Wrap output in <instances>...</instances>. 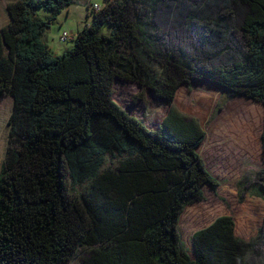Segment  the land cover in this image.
<instances>
[{
	"label": "trees",
	"instance_id": "1",
	"mask_svg": "<svg viewBox=\"0 0 264 264\" xmlns=\"http://www.w3.org/2000/svg\"><path fill=\"white\" fill-rule=\"evenodd\" d=\"M77 1L6 4L0 95L13 107L0 264H67L80 251L83 264H264L251 261L255 241L236 236L230 215L194 232L193 256L185 250L181 214L218 186L198 152L205 129L172 104L150 128L114 99L115 79L172 102L181 83L204 78L264 105V0L90 3L92 21L53 54L44 31ZM261 143L264 156V128ZM262 182L264 168L252 189L264 198Z\"/></svg>",
	"mask_w": 264,
	"mask_h": 264
},
{
	"label": "rangeland",
	"instance_id": "2",
	"mask_svg": "<svg viewBox=\"0 0 264 264\" xmlns=\"http://www.w3.org/2000/svg\"><path fill=\"white\" fill-rule=\"evenodd\" d=\"M8 1L12 0H0V29L9 21ZM104 1L107 0H78L58 14L42 36L53 54L60 55L69 50L77 32L92 21L87 5L98 3L102 6ZM36 12L43 19L50 15L44 9ZM240 20L241 17L235 18L234 24H239ZM64 32L67 39L61 40ZM192 33L189 30V34ZM239 35L238 30L235 36ZM182 40L194 42L195 38H176V42ZM114 99L150 128L157 126L172 104L182 114L198 119L205 129L198 152L208 171L217 179L218 186L205 185L203 199L186 205L181 214L178 229L185 250L193 256L194 232L219 216L230 215L236 236L255 241L250 252L251 261L261 259L264 256V238L260 237L264 228V198L254 194L252 189L258 171L264 168L261 143L264 105L249 97L232 94L228 88L204 78L181 83L172 102L164 101L147 86L115 79ZM12 107V97L0 95V170L8 145ZM83 254L84 251L78 252L67 264H83Z\"/></svg>",
	"mask_w": 264,
	"mask_h": 264
},
{
	"label": "built area",
	"instance_id": "3",
	"mask_svg": "<svg viewBox=\"0 0 264 264\" xmlns=\"http://www.w3.org/2000/svg\"><path fill=\"white\" fill-rule=\"evenodd\" d=\"M93 6H94V8H96V9H99L100 8V6L97 4V3H95V4H93ZM66 40L67 39V34L64 32V34H63V36L61 37V40Z\"/></svg>",
	"mask_w": 264,
	"mask_h": 264
}]
</instances>
